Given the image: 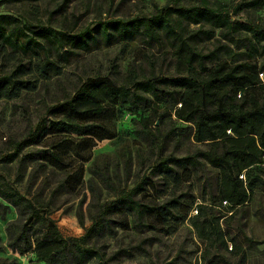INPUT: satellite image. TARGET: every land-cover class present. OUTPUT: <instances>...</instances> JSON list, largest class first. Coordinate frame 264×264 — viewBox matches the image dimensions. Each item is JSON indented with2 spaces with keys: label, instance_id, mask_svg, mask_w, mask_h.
Returning a JSON list of instances; mask_svg holds the SVG:
<instances>
[{
  "label": "trees",
  "instance_id": "trees-1",
  "mask_svg": "<svg viewBox=\"0 0 264 264\" xmlns=\"http://www.w3.org/2000/svg\"><path fill=\"white\" fill-rule=\"evenodd\" d=\"M246 5L262 7L264 0H250ZM193 14L213 23H226L225 12L218 13L208 0H202L194 8L185 5L184 0H168L149 16L122 19L113 24V32L106 29L103 36L108 44L138 35L160 44L175 40V72L140 78L132 69L125 83L108 76L88 77L71 97L49 108L48 124L42 127V136L57 140L61 135L70 138L79 135L87 139L83 141L92 142L114 138L116 133L103 121L111 113V106L128 104L137 113L139 109L159 111L164 108L160 104H170L171 108L163 111L169 115L173 111L177 119L191 124L193 140L206 147L182 157L159 156L150 166L149 174L112 200L104 199L102 188L91 181L94 212L89 227L79 213L85 228L81 236H64L49 204L38 206L21 192L16 181L24 176L22 171L14 181L0 173V215H5L12 204L23 218V224L12 223L9 227V246L13 251L21 254L33 251L38 260L51 264H120L137 250L146 251L145 246L141 243L109 253L100 244L105 236H116L119 230L171 235L188 219L200 237L220 242L227 248L228 238L214 216L207 219L208 225L198 221L207 205L198 204V213L190 217L196 197L184 191L183 185L190 180L201 181L203 176L199 173L205 172V163H210L220 170L213 204H225L230 212H235L247 206L254 192L264 184V79L261 77L264 60H255L258 55L264 58V25L248 20L232 23L236 30L243 28L250 34L243 37L249 58L235 64L220 62L213 67H206L200 60L201 71L197 66L198 54L173 23L175 15ZM74 31L75 27L66 24L55 26L41 20L33 24L0 14V100L17 99L23 92L35 90L40 77L62 73L60 64L77 55L75 49L90 50L97 42L88 29ZM24 58L28 60L25 62ZM64 141L54 142L42 155L46 163L60 170L73 166L65 151L72 144L64 145ZM22 149L19 145L6 160H16ZM27 157L26 154L19 158L20 169ZM91 172L105 188L115 189V176L109 166L95 163ZM84 173V164L74 165L61 187L74 189ZM206 183L211 185L209 178ZM245 240L249 247L260 243L248 236ZM242 247L243 244L235 242L236 252L240 253ZM0 264L13 263L0 259Z\"/></svg>",
  "mask_w": 264,
  "mask_h": 264
},
{
  "label": "rangeland",
  "instance_id": "rangeland-1",
  "mask_svg": "<svg viewBox=\"0 0 264 264\" xmlns=\"http://www.w3.org/2000/svg\"><path fill=\"white\" fill-rule=\"evenodd\" d=\"M248 1L208 0L209 6L218 13L225 12V24L213 23L194 14L174 16L176 30L198 54L197 66L201 71L200 60L206 67H213L220 62L235 64L249 58L243 37L250 34L243 28L232 27L237 20L264 25V6H249L246 5ZM167 3L168 0H0V14L12 15L20 22L37 24L41 20L63 27L66 24L75 27L74 32L88 29L97 38L90 50L75 49L78 54L60 64L61 74L40 77L35 90L25 91L17 99L0 100V173L14 181L22 171L24 176L16 181L18 188L36 205L49 204L52 217L64 236L85 233L79 213L85 218V226L91 225L94 212L91 181L102 188L104 199L112 200L149 174L150 166L159 156L182 157L206 147L193 140L191 124L177 119L173 111L171 115L163 111L170 109V104H160L164 108L159 111L139 109L137 113H133L128 104L111 106V113L103 121L116 133L114 138L92 142L83 141L87 139L79 135L71 138L61 135L57 140L42 136V127L48 124L49 108L71 97L88 77L108 76L125 83L132 69L140 78L175 72V40L168 39L160 44L138 35L131 40L120 39L108 44L103 36L106 29L113 32V24L119 20L149 16ZM184 4L194 8L200 6L202 0H184ZM255 60L262 62L264 58L258 55ZM261 77L264 79V73ZM153 102L156 108L157 99ZM63 139L64 145L72 144L65 149L69 163L85 167L84 177L74 189L61 187L73 166L60 170L42 159L49 146ZM19 145L23 146L19 157L8 162L6 157ZM26 154L27 160L20 169L19 158ZM95 163L109 166L110 173L115 176L114 190L105 188L92 174ZM203 167L205 172L199 173L203 176L201 181L190 180L183 185L184 191L196 197L190 217L198 213V204L207 205L198 221L208 225L207 219L214 216L228 238L227 248L220 242L200 237L190 219L171 235L119 230L116 236L102 238L100 244L113 253L121 247L143 243L146 251L137 250L134 256L124 257L120 264H264V184L254 192L247 206L230 212L225 204H213L219 168L210 163ZM208 178L211 185L206 183ZM12 223L21 225L23 218L17 207L9 204L7 213L0 215V259L13 264H51L38 260L33 251L21 254L12 250L9 246ZM245 236L260 243L249 247ZM235 242L243 244L240 253L235 251Z\"/></svg>",
  "mask_w": 264,
  "mask_h": 264
}]
</instances>
